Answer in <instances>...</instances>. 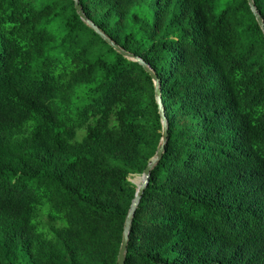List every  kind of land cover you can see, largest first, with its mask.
I'll use <instances>...</instances> for the list:
<instances>
[{
	"label": "trees",
	"instance_id": "16d2710c",
	"mask_svg": "<svg viewBox=\"0 0 264 264\" xmlns=\"http://www.w3.org/2000/svg\"><path fill=\"white\" fill-rule=\"evenodd\" d=\"M78 3L157 76L167 120L125 264H264V33L247 0ZM161 136L151 75L74 0H0V264H116L129 177Z\"/></svg>",
	"mask_w": 264,
	"mask_h": 264
},
{
	"label": "water",
	"instance_id": "95a60500",
	"mask_svg": "<svg viewBox=\"0 0 264 264\" xmlns=\"http://www.w3.org/2000/svg\"><path fill=\"white\" fill-rule=\"evenodd\" d=\"M247 2L250 6L251 11L255 15V18H256L258 25L260 26V28L262 29V31L264 33V23H263L262 18L259 16V14L256 11L253 0H247ZM74 5H75V9L77 11V14L80 16L82 21H84L89 27L93 28L105 41L110 43L116 51H118L119 53L124 55L126 58L133 60V61H137L140 65H142L143 68L151 75L153 82H154V85H155V98H156V103L158 105V113L160 115V121L162 124V136H161L160 142L158 144L155 155L150 159L148 165L146 166L143 173L141 174V177H142L141 183L139 185L135 184L136 185L135 195H134V198L131 202L130 208L128 210V213H127L125 221H124L122 240H121L120 248L118 251L116 264H125V255H126V250H127V243H128V239H129L131 223H132V220L134 217L135 210H136V208L140 202V199L142 197L144 189L146 188V186L148 184L150 171L152 170L154 165L158 162V160L162 157L164 150H165V143H166L167 137H168L167 120H166L164 108L162 105V99H161L160 88H159V81H158L157 76L150 69V67L144 61H142L140 58L122 50L118 45L114 44L108 37H106L103 33H101L94 26V24H92L86 18V16L84 15V13H83V11H82L79 3H78V0H74Z\"/></svg>",
	"mask_w": 264,
	"mask_h": 264
},
{
	"label": "rangeland",
	"instance_id": "374dc122",
	"mask_svg": "<svg viewBox=\"0 0 264 264\" xmlns=\"http://www.w3.org/2000/svg\"><path fill=\"white\" fill-rule=\"evenodd\" d=\"M219 10H220V8H219L218 5L216 4V6H215V11L218 12ZM137 176H141V175H139V174L131 175V176L129 177V181L135 184L134 179H135V177H137Z\"/></svg>",
	"mask_w": 264,
	"mask_h": 264
}]
</instances>
